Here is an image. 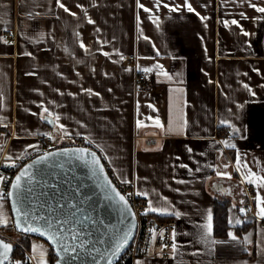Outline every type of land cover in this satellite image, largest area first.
Masks as SVG:
<instances>
[{
  "label": "crops",
  "instance_id": "0c3cea01",
  "mask_svg": "<svg viewBox=\"0 0 264 264\" xmlns=\"http://www.w3.org/2000/svg\"><path fill=\"white\" fill-rule=\"evenodd\" d=\"M61 2L76 15L55 0H0V168L39 155L44 134L81 138L119 181H133L154 207L181 214L149 212L175 220L177 251L136 264H264V220L254 200L264 187L244 179L264 177V14L248 0H188L194 12L184 0H162L159 10L155 0H140L147 13L137 0ZM163 3L181 7L172 12ZM141 73L150 74L148 90L135 86ZM216 201L228 204L223 237L214 235ZM2 203L8 223L0 231L13 228ZM209 211L212 239L224 243L200 239ZM249 234L251 243L239 242ZM21 241L35 264L40 249L50 264L46 242Z\"/></svg>",
  "mask_w": 264,
  "mask_h": 264
},
{
  "label": "water",
  "instance_id": "95a60500",
  "mask_svg": "<svg viewBox=\"0 0 264 264\" xmlns=\"http://www.w3.org/2000/svg\"><path fill=\"white\" fill-rule=\"evenodd\" d=\"M80 149L85 151L81 153L78 151ZM88 153H95L99 160V166L91 164L92 157ZM41 157H46V159L41 160L30 169L31 183L22 184L25 210L33 215L50 219L57 228L62 226L69 229V232L64 233L66 237H69L72 231L78 233L80 238L85 239L91 248L99 251L92 252L90 249H81L75 254L69 253V257H73L71 259L64 257L63 254L58 255L55 245L49 241L46 235L23 232L16 228L15 217L12 213V200L7 197L13 229L17 233L46 242L56 256L53 264H57L58 260H60V264H94L95 261H98L99 264H107L106 259L101 258V254L105 253L109 246L122 236L124 231L131 229L132 235L128 243L112 259V264H114L133 240L136 231V217L128 201L131 213L120 202L116 193L120 195L122 193L109 177L100 154L88 146L50 150L31 158L18 169L13 180L21 170L32 165L33 161L40 160ZM101 166L103 173L99 170ZM104 177H107V181ZM113 188L115 192L112 191ZM9 190H11V186ZM0 239L12 245V251L9 253L10 259L14 252V246L1 236Z\"/></svg>",
  "mask_w": 264,
  "mask_h": 264
},
{
  "label": "snow or ice",
  "instance_id": "6c2138e0",
  "mask_svg": "<svg viewBox=\"0 0 264 264\" xmlns=\"http://www.w3.org/2000/svg\"><path fill=\"white\" fill-rule=\"evenodd\" d=\"M56 6L60 9H63L65 13H68L69 15L75 16L76 13H73L70 11V9L61 2V0H55ZM162 4V0H155V7L157 10H159V6ZM249 7H252L256 12L264 14V7L257 6L256 3L252 2V0H248ZM164 8H168L169 11L176 12L179 10L181 7L180 5H176L175 7H170L169 4L163 3L162 5ZM188 12H194L195 9L193 6L188 2V0H184V5H183ZM77 7H81V5H77ZM137 7L140 9H143L144 12H151L152 10L145 7L142 3H140V0H137ZM86 14V13H85ZM197 15H199L197 13ZM244 14L241 13V16ZM139 16H137V26L139 27ZM149 19H152V17H149ZM202 20H206L207 17H201ZM88 23H94L91 19L88 20ZM228 21H224L225 26L228 25ZM231 24L233 25H238L237 20H232ZM99 31V29H97ZM244 35H248L247 32L244 33ZM145 39H147L145 37ZM81 48L84 47V44L81 43ZM106 54V53H105ZM107 55V54H106ZM123 59V57H121ZM157 68H161V66L157 65ZM153 69L150 68H144L143 71L145 72H150ZM160 74V73H158ZM164 75H167V73H163ZM170 78V77H169ZM246 89H248V85H244ZM91 91V90H88ZM249 91H251L249 89ZM0 100H2V97H0ZM43 111L45 113H48L49 116L52 114L48 112L47 108H44ZM43 118V117H42ZM55 119H59V117H55ZM51 122V121H50ZM156 125H159V120H156ZM142 126L141 121L137 120V127ZM62 127V126H61ZM226 146L227 145L226 143ZM28 147H34L32 145H29ZM191 152V149H188ZM79 152L83 153L85 150L80 149L78 150ZM92 157L91 164L94 166H99V160L96 158L95 153H88ZM23 158L22 156L16 157V159H21ZM83 158V157H79ZM8 159H11L9 157ZM46 159V157H41L40 160L33 161L32 165L26 166L23 170L20 171V173L15 177V179L11 183V190H9L6 194L3 192H0V224L7 226L8 223V217L7 214L4 211V205L2 201L5 198V195L12 200V213L15 217V226L18 230L23 231V232H32V233H39L41 236H47L49 241H51L56 249H57V254L61 255L63 254L64 257H68L69 259L73 257H69V253H77L81 249L89 250L92 252H98V249L91 248L90 245H88V242L85 239H81L79 234L72 231L70 233L69 237H66L64 235L65 232H69V229L64 228V227H59L57 228L53 221L50 219H47L46 217L43 216H36L30 213L29 211L25 210L24 206V200L22 197V184H29L32 181V174L30 173V169L33 167V165L40 163L41 160ZM237 164H240V157H237ZM14 166V165H12ZM182 167H187L186 165H181ZM244 167H247V165H244ZM100 172L103 173V168L102 166L99 168ZM239 170V168L237 169ZM95 174V173H94ZM220 173H218L219 175ZM224 175H227L226 173ZM27 177V179H25ZM248 177H252L254 179H249V182H255L258 187H264V177L257 176L255 173L249 172L244 179H248ZM230 178V177H229ZM105 181H107V177H104ZM5 180V177L0 176V182H3ZM125 183L128 181L125 180ZM183 183V181H180ZM110 183V182H109ZM113 192H115V189H112ZM140 195V193H137ZM116 195L119 197L120 202L123 203L125 208L129 213H131V208L128 206L127 200L125 199L124 196L120 195L119 193H116ZM146 195V194H145ZM255 200V208H256V217L264 220V196H261L260 193H257V195L254 197ZM243 203V202H241ZM246 211H249L248 209L245 208H240V212L243 214ZM148 212H157L160 214H174L175 216L179 217L181 214L179 212H172L169 213L168 208H157L152 205V202H148V207L145 209V213L147 214ZM207 222L204 224L202 227L204 229L203 233L200 236L201 241L205 243H210L212 245L218 244V243H224L223 241H217L215 239H212L213 235V224H212V213L209 211L207 214L206 218ZM59 223V222H57ZM67 223V221H65ZM229 223L231 224L232 221L230 220ZM242 221L240 219L235 220V224H241ZM132 232L131 229L124 231L122 236L116 240V242L113 245H110L109 248L106 250L105 253L101 254L102 259H106L107 264H112V259L118 255V253L125 247V245L128 243L129 238L131 237ZM228 238L229 240L232 241H238L237 235H235L233 232L229 231L228 232ZM245 236L242 241H239L240 243L247 245L251 243L249 236ZM71 241V242H69ZM172 250L175 253L177 251V246L175 243L172 244ZM245 250H247L245 248ZM12 251V245L10 243H6L3 239H0V264H5L6 261L9 259V253ZM37 251V246L33 245V252ZM40 251V264H46V262L43 259L44 252L42 249ZM264 251V249H262ZM16 264H19V262H16ZM57 264H60V260L57 261ZM94 264H99L98 261H95ZM139 264V262H138Z\"/></svg>",
  "mask_w": 264,
  "mask_h": 264
},
{
  "label": "built area",
  "instance_id": "2783aa9c",
  "mask_svg": "<svg viewBox=\"0 0 264 264\" xmlns=\"http://www.w3.org/2000/svg\"><path fill=\"white\" fill-rule=\"evenodd\" d=\"M8 37L11 38L12 35H8ZM126 60L132 61L134 60V56H129ZM135 86L140 89H150L152 86L150 74H137ZM41 141L43 142V146L40 153L65 147L87 146L81 138L61 140L57 138L53 139L47 134L42 135ZM91 148L95 150L92 146ZM30 159L31 158H21L15 160L6 168H0V176L5 177V180L0 182V192L6 194L9 191L16 172ZM103 164L111 180L131 205L136 217V231L133 240L114 264H136V261L140 258L171 257L173 255L172 244L174 243L175 220L173 218L159 219L152 216L149 212L144 214L145 209L148 207V202L141 194H137L139 192L136 190L134 182L130 181L125 183L119 181L110 170L109 163L103 160ZM4 200H7L6 195ZM245 209H249V205L245 206ZM0 235L24 254V259L22 261H17L11 257L6 264H16V262H19V264H35L33 256L27 251L21 241L23 238L27 237L26 235L17 232H2Z\"/></svg>",
  "mask_w": 264,
  "mask_h": 264
},
{
  "label": "trees",
  "instance_id": "16d2710c",
  "mask_svg": "<svg viewBox=\"0 0 264 264\" xmlns=\"http://www.w3.org/2000/svg\"><path fill=\"white\" fill-rule=\"evenodd\" d=\"M227 203H222L219 201L215 202L214 206V235L216 237H223L227 233L228 225H227ZM4 231L16 232L11 227H6ZM30 237V236H29ZM24 247L26 249L29 248V245L26 241L23 242ZM12 258L16 259L17 261H22L24 259V254L16 247H14V252ZM56 260V256L51 249L50 254V264Z\"/></svg>",
  "mask_w": 264,
  "mask_h": 264
},
{
  "label": "rangeland",
  "instance_id": "374dc122",
  "mask_svg": "<svg viewBox=\"0 0 264 264\" xmlns=\"http://www.w3.org/2000/svg\"><path fill=\"white\" fill-rule=\"evenodd\" d=\"M2 232H4V233H5V232H8V233H10L9 231H3V230H2V231H0V233H2ZM0 236H1V235H0Z\"/></svg>",
  "mask_w": 264,
  "mask_h": 264
}]
</instances>
